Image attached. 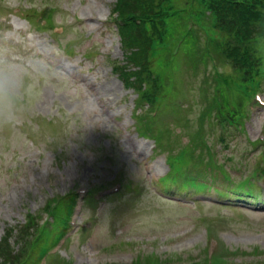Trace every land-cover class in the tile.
Masks as SVG:
<instances>
[{
  "label": "rangeland",
  "instance_id": "374dc122",
  "mask_svg": "<svg viewBox=\"0 0 264 264\" xmlns=\"http://www.w3.org/2000/svg\"><path fill=\"white\" fill-rule=\"evenodd\" d=\"M115 1L0 0V60L27 59L43 73L24 118L13 128L0 127V238L7 227L22 224L28 212L49 219L52 215H43L47 202L75 193L77 185L103 192L120 183L119 194L99 203L93 196L86 200L77 221L85 229L70 232L60 261L203 264L216 237L220 246L215 253L224 249L223 255L230 254L219 264H264V209L218 200L247 184L254 190L252 178L263 183L264 174L258 175L264 169V109L254 108L244 128L232 132L229 147L218 148L227 163L224 174L213 167L202 176L191 173L193 180L179 184L180 201L165 199V157L153 155V142L137 134L132 117L136 93L107 64L108 58H122L119 35L110 22ZM183 27L172 29L168 47H180L176 41ZM193 29V40L203 47L206 33L199 26ZM192 38L185 47H194ZM181 54L175 49V66L160 75L162 92L181 102L179 94L188 89H219L210 84V70L191 60L193 54L187 63ZM217 65L237 78L226 56ZM184 70L192 76L202 72L203 79L185 83ZM173 114L183 111L169 109L151 119L160 125ZM57 152H63L59 158ZM181 163L190 165L188 160ZM51 257L39 264L60 262Z\"/></svg>",
  "mask_w": 264,
  "mask_h": 264
},
{
  "label": "trees",
  "instance_id": "16d2710c",
  "mask_svg": "<svg viewBox=\"0 0 264 264\" xmlns=\"http://www.w3.org/2000/svg\"><path fill=\"white\" fill-rule=\"evenodd\" d=\"M180 2L182 0H117L115 2L112 20L116 23L122 46L126 50L135 47L138 50V54L131 52L128 64L137 67L135 64H138L142 58L160 57L162 68L159 76L153 81V87L161 90L160 75L173 67L168 62V52L156 54L152 51L156 47H168L172 29L175 27L176 30L180 29L188 24L190 18H194L196 27L199 26L200 30L206 33L211 40V46L217 48L220 56L224 55L229 59L235 73L236 70L244 71L249 80L254 79L251 73L255 71L258 61L255 53L264 51V0H190L187 5H179ZM194 32L195 29L190 33V38ZM181 34L183 33H179ZM192 42L194 47L195 45L199 47L200 40L192 38ZM197 64L206 66V53L204 59ZM139 70H128L124 75L127 80L131 77L136 79L135 75L128 76V72L134 74ZM213 78L217 79V85L221 83L225 88H231L232 81L237 87L240 86L229 73L213 75ZM209 96L206 100L210 101V110L216 123L225 120L234 126L243 124L241 120L247 99L244 89L238 90L237 94L226 89H216ZM150 98L152 101H157L160 99V94L151 90ZM200 129L202 130V127ZM61 153L57 152L56 156ZM54 201L55 199L47 203L46 211L50 210ZM41 220L40 214H29L24 224L6 228L0 239V264L36 263L49 226L41 223ZM63 264L70 262L64 261Z\"/></svg>",
  "mask_w": 264,
  "mask_h": 264
},
{
  "label": "clouds",
  "instance_id": "9594fccd",
  "mask_svg": "<svg viewBox=\"0 0 264 264\" xmlns=\"http://www.w3.org/2000/svg\"><path fill=\"white\" fill-rule=\"evenodd\" d=\"M42 75L27 59L0 60V127L13 128L24 118L32 88Z\"/></svg>",
  "mask_w": 264,
  "mask_h": 264
}]
</instances>
